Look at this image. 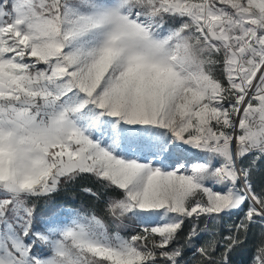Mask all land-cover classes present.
I'll list each match as a JSON object with an SVG mask.
<instances>
[{"label":"snow or ice","instance_id":"obj_1","mask_svg":"<svg viewBox=\"0 0 264 264\" xmlns=\"http://www.w3.org/2000/svg\"><path fill=\"white\" fill-rule=\"evenodd\" d=\"M257 173L264 0H0V264H264Z\"/></svg>","mask_w":264,"mask_h":264},{"label":"trees","instance_id":"obj_2","mask_svg":"<svg viewBox=\"0 0 264 264\" xmlns=\"http://www.w3.org/2000/svg\"><path fill=\"white\" fill-rule=\"evenodd\" d=\"M264 181V174L257 173L254 177V182L259 188V185ZM82 187H92L94 190L101 191L97 185L93 183L91 178L85 176L82 179H79L74 184L67 186L66 190L61 191L58 193L54 198V203L51 205L46 206L44 201H40L38 203V214L44 213L49 211L51 207H71L75 209H80L81 211H87L90 209H95L97 214H100L101 210L104 207V200L105 196L101 194L100 200H95L93 197L88 196L87 194L83 193L80 189ZM238 216H233L231 218H227L222 222L221 230H224V225L233 223L238 220ZM187 229H185L186 231ZM130 232V229L128 230ZM259 229L253 228L249 234V239L246 246L243 249L237 250L236 253L232 256L233 264H250L253 246L257 239V233ZM127 234V233H126ZM183 235V233L181 234ZM206 237H202L201 242ZM181 243L183 241L181 240ZM191 255L190 252H186L185 259H187Z\"/></svg>","mask_w":264,"mask_h":264},{"label":"rangeland","instance_id":"obj_3","mask_svg":"<svg viewBox=\"0 0 264 264\" xmlns=\"http://www.w3.org/2000/svg\"><path fill=\"white\" fill-rule=\"evenodd\" d=\"M65 208H68V207H65ZM69 208H71V207H69Z\"/></svg>","mask_w":264,"mask_h":264},{"label":"built area","instance_id":"obj_4","mask_svg":"<svg viewBox=\"0 0 264 264\" xmlns=\"http://www.w3.org/2000/svg\"><path fill=\"white\" fill-rule=\"evenodd\" d=\"M264 182V181H263Z\"/></svg>","mask_w":264,"mask_h":264}]
</instances>
